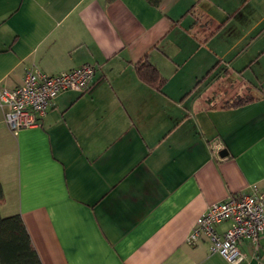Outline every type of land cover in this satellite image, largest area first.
<instances>
[{
  "label": "crops",
  "instance_id": "obj_1",
  "mask_svg": "<svg viewBox=\"0 0 264 264\" xmlns=\"http://www.w3.org/2000/svg\"><path fill=\"white\" fill-rule=\"evenodd\" d=\"M86 63L91 89L39 125L11 131L0 108V215L42 264H231L186 237L207 205L264 190V0H0V87ZM240 250L264 264V234Z\"/></svg>",
  "mask_w": 264,
  "mask_h": 264
},
{
  "label": "built area",
  "instance_id": "obj_2",
  "mask_svg": "<svg viewBox=\"0 0 264 264\" xmlns=\"http://www.w3.org/2000/svg\"><path fill=\"white\" fill-rule=\"evenodd\" d=\"M96 66L86 63L78 67L48 75L30 68L22 82L13 88L0 87V108L3 120L11 131L39 125L54 99L61 93L88 92L93 85ZM228 226L218 230V225ZM264 234V190L252 185L249 191L229 195L226 199L207 205L190 229L186 242L195 244L206 238L210 250L222 255L231 264H240L245 254L240 250L249 241L257 250Z\"/></svg>",
  "mask_w": 264,
  "mask_h": 264
},
{
  "label": "trees",
  "instance_id": "obj_3",
  "mask_svg": "<svg viewBox=\"0 0 264 264\" xmlns=\"http://www.w3.org/2000/svg\"><path fill=\"white\" fill-rule=\"evenodd\" d=\"M147 1L157 5L160 0ZM135 72L142 82L151 87L159 89L163 82L157 69L147 61L137 63ZM252 99L248 93L237 95L225 106H238ZM2 198L0 186V202ZM0 264H42L19 214L0 215Z\"/></svg>",
  "mask_w": 264,
  "mask_h": 264
}]
</instances>
